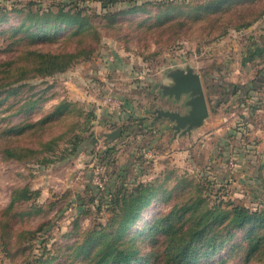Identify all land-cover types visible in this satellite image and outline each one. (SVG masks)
<instances>
[{"label":"rangeland","instance_id":"1","mask_svg":"<svg viewBox=\"0 0 264 264\" xmlns=\"http://www.w3.org/2000/svg\"><path fill=\"white\" fill-rule=\"evenodd\" d=\"M169 1L119 0L107 8L94 0L80 3L88 17L80 34L91 37L89 30H96V49L66 71L46 74L33 69L28 52L73 51V41L25 40L12 47L13 38L1 32L45 14L59 0H0V264L39 258L69 264L75 245L97 246L115 228L116 198L140 185H173L177 177L200 182L213 204L264 212V84L248 95L232 91L264 69L258 58L264 50V0L235 3L217 34L213 17L189 30L177 22L186 18L181 11L208 0ZM134 5L148 6L115 22L103 18ZM172 5L179 6L170 14L176 23L164 31L139 24L149 16L155 21ZM244 17L252 24L235 28ZM187 65L202 75L210 116L191 134H176L175 121L158 112H188L187 96L177 100L163 92L172 82L170 72ZM56 112L60 120L42 123ZM118 127L123 134L109 140L106 134ZM97 168L104 188L94 183ZM24 187L31 198L7 211L15 190ZM162 206L155 203L140 215L133 230ZM149 246L138 244L142 254ZM226 264L264 262H248L236 251Z\"/></svg>","mask_w":264,"mask_h":264},{"label":"trees","instance_id":"2","mask_svg":"<svg viewBox=\"0 0 264 264\" xmlns=\"http://www.w3.org/2000/svg\"><path fill=\"white\" fill-rule=\"evenodd\" d=\"M86 1L92 0H59L55 7L48 9L45 14L27 17L18 25L10 26L1 33H7L13 38L12 47H18L17 44L25 40L30 44L39 40L73 41V51L34 49L28 52L29 64L34 70L46 74L64 72L77 60L89 58L96 49L95 41L100 38L99 33L93 29L89 30L91 37L80 34L88 22V17L80 6V3ZM94 1L101 2L106 8L119 2ZM238 2L251 3L254 0H208L181 11L186 18L177 22L182 28L189 30L192 25L213 17L216 22L211 28L217 34L222 28L219 24L225 23L228 12ZM167 4L173 3L168 0ZM145 6L148 5H134L121 11H108L103 18L115 22L146 11ZM176 10H179L178 5L169 6L167 10L154 16L155 21L149 16L143 18L139 24L146 25L149 31L155 27L164 31L168 23L176 20L175 17H170ZM241 22L235 28L252 24L251 21H245V17ZM72 26H75V29L68 33ZM225 32L222 30L221 35ZM263 84L264 69L258 73L256 80H250L240 87L233 85L231 89L233 92L240 90L241 94L248 95ZM59 109L62 110L63 107ZM62 117L63 115L56 112L43 119L42 123L47 124ZM20 132H25V129ZM8 152L16 153L11 149ZM203 192L200 182L196 183L187 177H177V182L170 186L166 182L160 185H140L132 193L115 199L118 211L120 210L114 215L111 223L115 228L110 233H104L97 246L91 243L75 245L72 250L74 259L69 264H78L76 262L79 260L84 264H137L145 258L146 261L154 260L155 264H212L216 261L212 259L217 255L221 258L215 264H226L236 251L241 252L248 262H264V212L252 211L233 202L227 203L228 205L213 204ZM30 198L28 188L16 189L7 211ZM155 203H161L163 206L151 220H141L140 229L134 231L139 216L149 211ZM140 241L150 242L149 251L145 254H142L138 247ZM53 260L39 258L29 264H49Z\"/></svg>","mask_w":264,"mask_h":264},{"label":"water","instance_id":"3","mask_svg":"<svg viewBox=\"0 0 264 264\" xmlns=\"http://www.w3.org/2000/svg\"><path fill=\"white\" fill-rule=\"evenodd\" d=\"M172 82L164 88L165 95L174 96L180 100L183 95L187 96L185 105L189 106L187 113L182 114L177 110H159V117H166L175 121L176 134H191L195 128L204 125L210 116V108L204 90L202 75L194 67L187 65L170 72ZM123 134V128L118 127L106 134L109 140H116Z\"/></svg>","mask_w":264,"mask_h":264},{"label":"built area","instance_id":"4","mask_svg":"<svg viewBox=\"0 0 264 264\" xmlns=\"http://www.w3.org/2000/svg\"><path fill=\"white\" fill-rule=\"evenodd\" d=\"M110 101H112L111 97L107 98L104 100L105 103H110ZM94 183L96 184L97 187L99 188H104L105 185V178L102 177V172L100 169H96L95 173H94Z\"/></svg>","mask_w":264,"mask_h":264},{"label":"crops","instance_id":"5","mask_svg":"<svg viewBox=\"0 0 264 264\" xmlns=\"http://www.w3.org/2000/svg\"><path fill=\"white\" fill-rule=\"evenodd\" d=\"M256 48V47H255ZM258 48V47H257ZM250 50V49H249ZM258 58H260L262 61H263V63H264V50L263 51H260V54H259V56H258ZM249 82V81H248ZM247 82V83H248ZM184 96V95H183ZM182 96V97H183ZM186 96V95H185ZM182 97H181V99H182ZM180 99V100H181ZM186 134H189V133H186Z\"/></svg>","mask_w":264,"mask_h":264}]
</instances>
